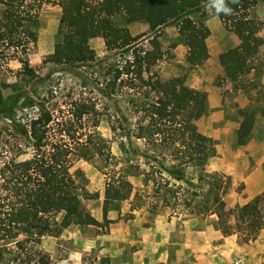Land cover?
Segmentation results:
<instances>
[{
	"label": "rangeland",
	"instance_id": "1",
	"mask_svg": "<svg viewBox=\"0 0 264 264\" xmlns=\"http://www.w3.org/2000/svg\"><path fill=\"white\" fill-rule=\"evenodd\" d=\"M185 8L187 16L203 19L211 29L207 39L211 56L201 64L188 61L192 50L180 34L177 22L166 12L160 13L155 22L147 14H106L112 27H128L133 35L140 37L137 48L125 52L120 48L108 49L102 31L79 24L71 33L73 45L81 47L87 39L96 58L82 65L59 64L55 45L62 35L61 20L68 11L66 0H42L41 6L28 16L27 23L39 34L36 48L15 59H8L0 51V254L3 256L0 264H111L113 258L117 264H143L158 250L161 255L171 256V261L161 264H264V227L248 242L238 233L225 234L222 230L223 237L214 240L206 241L203 234L207 230L205 219H211L212 214L217 218L224 211L233 217L241 206L235 204L264 192V183L259 189L260 183L253 178L257 168L264 169V0L254 6L247 20L257 29L258 45L246 70L235 75L229 73L226 52L240 44L239 35L227 28L219 15L206 11L204 3L195 5L186 1ZM128 58L142 62L135 70L139 81L168 80L175 87L187 84L194 94L206 95L205 102L185 106L180 112L183 121L195 123L200 133L213 138L217 147V155L205 166L185 167L193 183L176 181L170 175L169 161L158 163L159 159L133 153V149L143 151L146 145L144 139L133 138L131 146L127 137L128 129H135L138 119L127 88L133 75L126 73L130 68ZM80 97L96 101L101 116L95 129L101 137L99 145L107 148L104 155L97 153L73 165V179L67 190L76 193L85 203L89 218L100 223L71 225L58 235L38 239L7 205L15 199L22 177L18 175L14 181L6 177L12 174L11 166L19 174L36 154L30 137L21 133L22 128L30 129L47 109L61 115L62 107L65 109L68 102L72 104ZM154 111L152 108L145 115L149 118ZM128 159L142 169L155 168L157 175L163 174L168 180L160 178L158 186L151 180L146 190L143 175H123ZM237 167L243 168L242 174L228 171ZM204 171L221 175L213 187L222 198L214 213H190L181 202L192 197L186 187L191 191L201 189L197 181ZM113 179L127 181L126 198L110 202L106 212L107 184ZM249 184L258 187L252 197H249ZM158 193L175 195L179 200L173 198L170 206L154 207ZM46 196L48 214L61 220L65 201H59L52 193ZM225 197L229 198L226 206L234 207L233 211L222 207ZM162 216L176 242L175 235L186 226L184 233L192 243L189 250L182 249L180 241L160 240V247L157 242L149 247L139 244L138 227L151 228ZM173 221L177 223L175 227ZM208 224L211 225L210 221ZM70 229H80L85 237L96 238L97 245L91 254H85L86 247L75 242L71 233L65 235ZM163 230L168 233L166 228ZM49 237L53 242L47 243ZM113 248L120 251L119 256L111 254ZM180 256L182 260L175 262Z\"/></svg>",
	"mask_w": 264,
	"mask_h": 264
},
{
	"label": "trees",
	"instance_id": "2",
	"mask_svg": "<svg viewBox=\"0 0 264 264\" xmlns=\"http://www.w3.org/2000/svg\"><path fill=\"white\" fill-rule=\"evenodd\" d=\"M66 1L68 11L61 20L62 35L55 45L56 62L59 64L82 65L96 58V53L90 48L87 39L81 47L73 45L71 33L79 24L102 31L108 49L120 48L125 52L130 48H137L140 37L133 35L128 27H112L111 20L106 17L108 13H122L127 16L147 14L149 20L155 22L160 13L166 12L177 22L180 34L192 50L188 56L191 64H201L211 56L207 43L211 34L210 27L203 19L187 16L185 8L186 1L198 5L203 0ZM259 1L237 0L230 5L233 9L231 15H219L226 27L235 30L241 39L240 45L226 52L230 63L229 73L232 75L246 70L251 54L258 45L257 29L247 20ZM41 4L42 0H0V51L8 59L18 58L36 48L39 34L27 23V19ZM127 63L130 68L126 73L129 76L133 74L127 84L131 95L130 104L134 115L138 116L135 129H128L127 137L131 146L133 138L144 139L146 145L143 151L133 149V153L159 159L158 163L167 160L171 163L170 175L176 181L188 185L193 183L190 182L191 177L187 176L185 167L205 166L217 155V147L213 138L199 132L195 123L183 121L180 112L185 106L205 102L206 95L194 94L187 84L175 87L168 80L139 81L135 70L142 62L128 58ZM71 103L68 102L65 109H60L61 115L47 109L32 123L30 129L26 126L22 128L21 133L30 137L36 154L22 166L19 174L11 166L12 174L6 177L9 181H14L18 175L22 177L15 190V199L7 205L38 239L47 235H58L71 225L100 223L89 218L83 200L67 188L73 179L71 168L78 160L90 159L97 153L104 155L107 147L99 145L101 137L95 129L100 122L101 112L96 101L88 98L80 97ZM152 108L155 111L148 118L145 112ZM114 129H117L116 126ZM19 148H22L21 145ZM108 150L109 157L111 149L108 147ZM130 160L123 167V175H143L146 190H149L151 180L155 186L159 185L160 178L168 180L163 174L157 175L155 168L142 169L139 164ZM220 178L219 173L202 172L197 181L201 189L191 191L186 187V192L191 193L192 197L184 198L181 203L187 206L190 213H213L222 198L213 187L214 181ZM126 184V180L118 179L108 182L106 212L110 202L126 198ZM47 193L54 194L59 201H65V214L61 220L48 214ZM138 194L144 195L137 192ZM157 196L159 199L154 201V207L170 206L173 198H176L175 201L179 200L177 196H169L167 193H158ZM218 215L219 228L225 234L238 233L244 242H248L264 227V192L237 208L233 217L224 211H220ZM2 257L0 254V258Z\"/></svg>",
	"mask_w": 264,
	"mask_h": 264
},
{
	"label": "crops",
	"instance_id": "3",
	"mask_svg": "<svg viewBox=\"0 0 264 264\" xmlns=\"http://www.w3.org/2000/svg\"><path fill=\"white\" fill-rule=\"evenodd\" d=\"M228 171L229 172H239V173L242 174L243 173V168L237 167V169H229ZM253 178L256 179V183H258V184L260 183L258 185V187L260 186L259 187V189H260L262 184L264 183V169L263 168H257ZM257 188L255 187V184L254 185L252 184V186L249 184V197H252V196H254L256 194ZM243 199H244L243 202L237 203L235 205H237V206L241 205L242 206L243 204H245L246 202L251 200V199L249 200V198H247V199L243 198ZM228 201H229V198L225 197L224 201L222 203V207L224 209L226 207V209L228 211H233L234 207L226 206V203H228ZM224 204H225V206H224ZM212 216L213 217H211V219H209L210 217L205 219V221L207 222V225H206L207 230L203 234L205 236V240L206 241L207 240H214V239H217L219 237H223L222 231H221V229L219 228V225H218L219 215H218L217 218L214 217V214H212ZM198 217H196V218H198ZM163 220H165L164 216H162L161 219L157 220V222H155V225L152 226L151 228L146 227V226H142L141 228L138 227V230L140 232V236L138 237L139 244H143L145 247H149V246L154 245L155 242H157L158 246L160 247V244L158 243V242H160V240H165L167 242L171 241V242L175 243L176 241L172 238V231L168 230V227H167L168 226V222H166V224H165ZM198 220H200V219H197L196 221H198ZM208 221H210L211 225L208 224ZM138 222L140 223V221H138ZM173 223H174V227H175L177 225L176 221H173ZM123 226L120 225V227H123ZM163 228H166L168 230V233H165ZM185 228H186V226L183 227L182 231L179 230L177 232V234L175 235V237L177 239V242L180 241L179 243L181 244V248L182 249L186 248V249L189 250L191 248V246H192L191 245L192 243L189 240H187V238H186V234L184 233V229ZM160 230L162 231V233H160ZM208 232H210V233H209V236L207 237V233ZM69 233H71V238H73V237L75 238V242H79L80 244H82V245H84L86 247L87 250L85 251V254H91V252L93 251V248L97 245L96 244L97 243L96 238L92 239V238H89V237H85L80 229L67 230L65 232V235H69ZM151 234L154 235V236L149 238L148 235H151ZM165 235H167L168 237L167 238H163ZM124 238H126V240H127V235L126 234H125ZM46 241H47V243L48 242L50 243V242H53V239L49 237V238H47ZM112 250L113 251H110V252H111V254L113 256H116V257L119 256L118 252H120V251H118L116 248H113ZM181 253H182V251H181ZM168 254L169 253H165L164 255H161L159 250H158L157 252H155V256H151L150 259H147V263H146V259H145V261H143V264H148L150 260H151L150 264H161L162 262H169V261H171L170 260L171 256H169ZM179 254H180V251H179ZM148 257H149V255H148ZM113 259H115V261L112 260L111 264H117L116 263V258H113ZM174 260H175V262L178 263L179 261L182 260V256H180V258L174 259ZM124 263L125 262H122V264H124ZM99 264H101V263H99Z\"/></svg>",
	"mask_w": 264,
	"mask_h": 264
},
{
	"label": "clouds",
	"instance_id": "4",
	"mask_svg": "<svg viewBox=\"0 0 264 264\" xmlns=\"http://www.w3.org/2000/svg\"><path fill=\"white\" fill-rule=\"evenodd\" d=\"M237 0H203L206 11L215 15H231L233 12L231 4L236 3Z\"/></svg>",
	"mask_w": 264,
	"mask_h": 264
}]
</instances>
